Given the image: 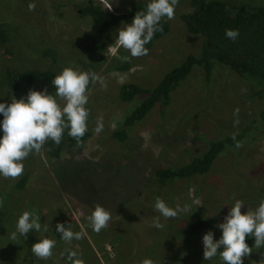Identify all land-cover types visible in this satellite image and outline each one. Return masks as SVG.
<instances>
[{
	"label": "rangeland",
	"instance_id": "rangeland-1",
	"mask_svg": "<svg viewBox=\"0 0 264 264\" xmlns=\"http://www.w3.org/2000/svg\"><path fill=\"white\" fill-rule=\"evenodd\" d=\"M54 1L0 0L4 6L0 15L8 19L22 50L53 47L62 57L60 66H86L98 79H90L85 92L89 136L72 149L71 155L62 152L55 159L41 150L29 160V165L36 164L35 160L39 165L29 179L27 193L31 200H25V204L35 213L38 207L42 213L62 212L68 225L78 226L100 264H141L144 258L153 264H222L219 255L210 261L202 259V252L194 248L201 240L188 241L186 246L180 232L174 239L167 232L178 219L180 226L193 221V210L206 217L223 218L236 199L243 202L242 213L259 204L264 190V129L257 122V114L264 108V98L252 96L249 82L225 67L215 65L210 82H204L202 73L195 69L171 94L162 118L155 108L144 122L127 129L128 142L117 143L110 138V131L143 99L144 91L201 47V38L189 35L178 20L179 13L188 10L187 0H177L173 18L168 19V34L146 47V55L131 57L118 46L115 30L130 23L126 20L109 34L100 62L85 57L82 49L83 36L93 29L89 19L80 18L69 0L56 1L63 4L59 12L64 15L56 17L51 6ZM97 1L114 14L125 13L133 3L149 2ZM220 1L229 7L243 5L264 11V0ZM124 64L129 65L126 71L117 70ZM128 83L136 86L135 95L119 104L115 91ZM27 85L36 91L44 87L31 79H27ZM54 99L62 108L65 101L55 95ZM98 124L102 126L99 133L94 131ZM243 129H247L244 137L214 161L207 175L194 177L186 185L175 182L162 191L160 197L169 207L187 204V211L165 219L153 209L156 192L147 176L154 167L182 165L204 152L207 141L230 137ZM29 154L32 157L36 152ZM29 165L23 164L22 173L30 169ZM13 179L0 176V185L7 187ZM34 197L38 198L36 204ZM96 205L110 213L106 227L99 232H93L87 220ZM188 212L190 217L185 216ZM155 217H159L161 229L153 227ZM72 250L87 264L80 239L72 241ZM243 264H264V249L254 246Z\"/></svg>",
	"mask_w": 264,
	"mask_h": 264
},
{
	"label": "trees",
	"instance_id": "trees-1",
	"mask_svg": "<svg viewBox=\"0 0 264 264\" xmlns=\"http://www.w3.org/2000/svg\"><path fill=\"white\" fill-rule=\"evenodd\" d=\"M56 1L51 3L53 13L56 17L63 18V13L59 12L63 4L59 5ZM67 3L80 18H87L92 23L93 29L83 36V45H81L85 57L99 62L101 52L106 47V41L112 30L122 21L130 22L135 12L143 10L146 6L144 3H133L125 13L114 14L97 0L73 1L72 3L69 0ZM187 3L188 10L180 12L178 20L189 35H197L201 38V47L196 54H189L178 67L167 71L155 85L144 91L143 99L124 116L121 125L119 124L120 127L118 125L110 131V138L117 143L128 142L127 129L139 122H144L147 115L155 108L158 116L162 118L169 106L171 94L195 69L202 73L204 82H210L215 65L225 67L249 82L252 96L264 98V11L261 8L247 9L243 5L229 7L227 3L220 0H187ZM0 7L4 6L0 5ZM7 21L4 14L0 15V97L2 101L8 102L12 97L19 99L24 96L29 90L27 79L42 83L43 90L54 96L55 89L51 86V80L64 67H68L65 64L60 66L62 64L60 53L56 52L53 47L42 46L35 50H22L18 38L10 29ZM160 24L161 31L154 33L152 39L144 47H148L154 40L161 39L168 34V19L162 18ZM225 29H236L239 34L235 40H230L224 35ZM26 52L27 54L23 55ZM128 67V64H124L117 70L126 71ZM78 70L94 73L86 66H80ZM135 92V85L130 83L121 85L115 91L118 103L123 104L130 101ZM97 110L99 109L96 108L95 111ZM257 115V122L264 129V108ZM246 130L243 129L242 132L230 137L207 141L204 152L182 165L154 167L147 177L148 184L156 192L155 199L159 198L162 191L165 192L175 182H184L186 185L194 177L207 175L214 161L226 153L228 150L224 151L228 147L236 146L244 137ZM88 136L89 133L85 131L77 141L76 138L68 135V129L65 128L59 144L46 139L36 155L31 157L29 154L22 164L28 166L29 160L36 157L41 150L49 158L57 159L62 152L71 155L72 149L80 147ZM35 162L36 164L29 165L30 169L13 179L7 187L0 185V264H72V261L67 259V252L73 251L72 241L75 239L65 242L59 238L60 233L55 231L57 223L65 229L70 227L60 211L48 210L42 213L38 207L36 214L39 222L42 226L47 225L48 232L30 230L26 239H8V234L15 228L17 217L23 211H30L25 200H31L27 189L29 179L32 178L31 174L39 165V161L37 163L35 160ZM261 193L260 201L264 200V190ZM37 201L38 198H35V204ZM189 212L185 213V216H189ZM193 212H195L193 221L180 226L178 219L176 223L171 224L167 235L174 239L180 232L186 241V246H189L188 241L201 240L202 234L208 230L213 231L214 238L220 235L215 225L222 222L223 218L206 217L195 210ZM71 230L80 233L78 226H71ZM42 238L55 240V246L51 250L52 254L47 259H38L31 252V245ZM80 241L84 247L86 263L100 264L81 233ZM245 242L249 246L252 245V239H246ZM200 244L201 242H197L194 248L202 252ZM77 258L80 259L79 254L73 259ZM102 258L105 260L104 255Z\"/></svg>",
	"mask_w": 264,
	"mask_h": 264
},
{
	"label": "clouds",
	"instance_id": "clouds-1",
	"mask_svg": "<svg viewBox=\"0 0 264 264\" xmlns=\"http://www.w3.org/2000/svg\"><path fill=\"white\" fill-rule=\"evenodd\" d=\"M176 4L177 0H149L143 10L135 12L130 23H122L123 27L115 30L118 46L126 49L131 57L146 55L148 49L144 46L149 43L154 33L161 31L162 18H173ZM238 34L236 29H225L224 32L225 37L230 40H235ZM112 50L115 52L116 48ZM90 79L98 78L92 72L79 71L71 66L64 67L52 78L51 86L55 89V97L65 101L62 108L54 96L43 89H29L19 99L12 97L8 102L0 101V176H19L23 171L22 161L29 152H38L46 139L59 144L65 128L68 129V135L77 141L83 136L88 115L84 107L88 99L85 92ZM101 127L98 124L94 131L99 133ZM243 206V202L236 199L231 208H227L222 222L215 225L220 232L218 238H213L214 233L211 230L202 234L204 261H210L219 255L222 264H243L244 259L253 252V245L256 250L264 249V200H261L254 210L242 213ZM189 207L187 204L169 207L160 198H156L153 203V209L165 219L176 218ZM87 220L92 231L99 232L106 227L110 213L102 206L96 205ZM158 220L159 217L153 219V227L161 229L163 225ZM30 230L46 233L48 227L41 225L35 211H23L17 217L15 228L8 234V239H26ZM55 231L60 233L59 238L65 242L80 239V233L73 232L71 226L65 229L57 223ZM246 239H252L251 246L245 242ZM54 246L55 240L42 238L31 245V252L38 259H47L51 256ZM218 249L221 250L218 252ZM77 256L76 252H67V259L72 261V264H83L81 259H73ZM141 264H153V261L144 258Z\"/></svg>",
	"mask_w": 264,
	"mask_h": 264
}]
</instances>
